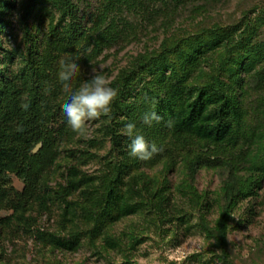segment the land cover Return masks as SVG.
Segmentation results:
<instances>
[{
    "label": "rangeland",
    "instance_id": "1",
    "mask_svg": "<svg viewBox=\"0 0 264 264\" xmlns=\"http://www.w3.org/2000/svg\"><path fill=\"white\" fill-rule=\"evenodd\" d=\"M0 21V108L21 113V98L29 95L23 90H37L51 139V149L40 141L23 152L32 182L14 172L1 176L12 197L28 191V200L17 212L0 208V264H224L207 232L222 212L233 264H264V0H0ZM67 54L81 68L73 90L103 66L111 86L125 93L114 119L102 115L81 134L62 112L70 94L58 71ZM157 67L233 100L240 112L236 136L213 144L173 131L166 118L143 124L157 102L148 94L159 90L151 89ZM43 69L52 77L38 88L34 74ZM130 122L162 151L147 161L131 157L122 133ZM106 125L121 135L120 148ZM71 166L97 177L120 171L119 188L131 187L133 200L144 204L121 219L105 217L98 233L82 232L81 246L67 250L44 243L39 233L68 236L59 190ZM160 195L165 213L158 210ZM66 200L80 211L78 192ZM106 236L117 246H106Z\"/></svg>",
    "mask_w": 264,
    "mask_h": 264
},
{
    "label": "trees",
    "instance_id": "2",
    "mask_svg": "<svg viewBox=\"0 0 264 264\" xmlns=\"http://www.w3.org/2000/svg\"><path fill=\"white\" fill-rule=\"evenodd\" d=\"M1 23L4 22L0 21V29H2ZM248 55L253 56L252 51ZM231 60L234 62L236 59ZM236 67L229 75L231 78L240 72V67L238 65ZM157 69L160 70V74L156 79V86L151 89L159 90L155 93L149 91L148 94L157 99L153 105L154 111L164 119L173 121L171 126L173 131H184L213 144L223 143L236 136L237 129L234 125L240 122V112L233 100L218 89L209 91L199 85L184 84L175 76L168 75L164 69L160 67ZM36 74L38 88L50 81L52 77L45 69L35 72L34 75ZM6 77L4 76V79ZM115 86L116 83L113 84V87ZM32 90L29 87L23 90V93L29 94L28 98L24 100V103L29 104L27 110L23 109L21 113H16V111L4 112L0 108V179L2 175L14 172L32 182V177L35 174H32L29 163H22L23 152L29 153L30 149L40 141L43 142L45 150L51 149V139L48 138L45 127L49 119L41 111V105L46 103H44V98L35 94L38 93L37 90H33L34 92ZM124 94L122 90L118 91V96L111 105V113L107 117L114 119L119 114L120 98ZM48 108L50 109L49 105L46 109ZM111 126L106 125L107 130L111 133L113 147L118 149L122 146L121 135ZM13 141H18V143ZM119 183H121L120 171L115 172L112 169L97 177L86 175L78 167L71 166L65 185L60 186L59 190L66 202L64 219L71 224L68 236H60L54 232H40V238L52 247L74 250L81 246L82 232L90 233V236L95 235L100 231L99 228L105 217L109 216L118 220L142 207L143 201L135 202L133 200L132 195L135 194V190L131 187L121 190ZM76 192L83 199L79 203L81 205L79 212L75 207L77 203L66 200L67 196ZM27 198L28 191H15V197H12L3 183L0 184V208L12 209L14 212L23 210ZM159 199L158 210L165 213L167 210L164 206L166 200L162 195L159 196ZM112 211L115 213L111 214ZM177 220H183V218L177 217ZM80 222L85 224V228H91L83 230ZM207 232L220 249L219 258L221 261L224 264H233L228 251V217L226 212L221 213L215 226L208 227ZM104 242L108 247H115L118 244L116 239L109 236L105 237Z\"/></svg>",
    "mask_w": 264,
    "mask_h": 264
},
{
    "label": "clouds",
    "instance_id": "3",
    "mask_svg": "<svg viewBox=\"0 0 264 264\" xmlns=\"http://www.w3.org/2000/svg\"><path fill=\"white\" fill-rule=\"evenodd\" d=\"M101 70L93 69L91 79L85 80L78 89L73 90L72 81L81 74V68L71 54L60 58L58 79L62 84V90L70 94V98L62 105V112L67 119L68 126L77 134L83 133L89 126V122L99 120L100 117L111 113V105L118 96V90L111 86L110 80ZM22 101L26 99L21 98ZM24 110L29 107L28 103H21ZM164 118L157 112H145L142 123L151 126L153 121L160 122ZM167 127L173 125V121H164ZM136 124L127 123L122 133L130 139L129 155L142 161L150 160L155 154L162 151L155 142L149 143L141 134H136Z\"/></svg>",
    "mask_w": 264,
    "mask_h": 264
}]
</instances>
